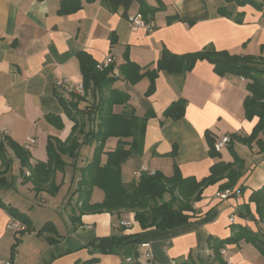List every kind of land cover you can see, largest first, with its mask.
Returning a JSON list of instances; mask_svg holds the SVG:
<instances>
[{
  "label": "crops",
  "instance_id": "obj_1",
  "mask_svg": "<svg viewBox=\"0 0 264 264\" xmlns=\"http://www.w3.org/2000/svg\"><path fill=\"white\" fill-rule=\"evenodd\" d=\"M62 1L0 0V136L8 130L9 139L22 148L29 139L35 140L31 169L21 168L9 147L10 167L1 166L0 160V175L6 180L0 186V200L28 215L35 229L18 235L9 231L13 218L0 207V264H90L93 260L91 264H124L128 256L123 251L103 255L93 245L98 239L122 234L140 235L138 250L149 245L154 254L151 264H211V238H236L221 248L228 264H264L261 251L247 240L251 231L264 235V224L252 221L245 212L248 206L255 213L256 204L250 197L264 188V132L250 144L232 140L216 157L210 155L209 143L211 138L216 143L226 135L248 138L253 133L259 119L246 117L249 80L221 77L207 60L198 61L191 71L180 75H146L157 69L164 50L183 56L212 47L232 55L264 58V6L258 8L243 0H161L162 9L151 21L155 28L148 31L133 29L128 20L139 13L137 3L124 15L122 9L114 10L103 0H81L80 10L63 15L59 13ZM253 1L264 5V0ZM159 5L153 0L150 6ZM82 52L96 65L111 56L119 71L131 67L144 74L132 84L120 73L107 90V94L117 90L129 96L128 103L113 107L114 113L149 116L143 153L127 161H132L133 175L146 170L172 177L177 169L183 178L201 181L215 164L235 163L239 176L234 187L225 190L232 191V196L225 200L217 197L225 193L221 188L229 182L223 178L204 189L191 213L196 219L193 223L165 231L143 230L130 211H81L82 169L92 161L90 157L83 162L81 153L75 159L63 156L65 170L51 178L58 193H37L29 176L38 163H47L49 138L66 142L74 126L59 100L60 96L69 99L70 93L56 83L64 77L74 85L83 82L78 59ZM182 100L186 102L183 117L173 120L165 116L172 104ZM96 103H100L99 94L90 95L88 104L83 105ZM52 115L60 118L63 129L49 121ZM118 142L117 138L108 139L105 152L114 151ZM106 159L104 155V162ZM15 196L22 201H15ZM103 200L104 192L95 187L90 204ZM255 219H259L257 214ZM47 223L53 227L51 232L38 233ZM17 240L20 243L12 259L11 249Z\"/></svg>",
  "mask_w": 264,
  "mask_h": 264
},
{
  "label": "trees",
  "instance_id": "obj_2",
  "mask_svg": "<svg viewBox=\"0 0 264 264\" xmlns=\"http://www.w3.org/2000/svg\"><path fill=\"white\" fill-rule=\"evenodd\" d=\"M103 1L114 10L122 9L124 15L128 13L133 4L137 3L139 4L138 14H141L146 22H151L155 13L162 9L161 0H157L158 5L160 4L158 7L148 5L145 0ZM247 1H251L258 8L264 6L255 3L253 0H243V3ZM81 8V0H63L59 13L63 15L71 14ZM78 59L83 75L85 94L84 96L70 94L69 99L63 96L59 98L66 115L74 123V126L66 142H62L57 138H49L47 163H38L29 176V180L34 184L37 193L46 190L52 195L58 193L59 187L51 181V178L57 171L63 172L65 170L67 163L63 156L68 155L72 159L78 158L82 145L93 143L96 144L93 159L87 167L82 169V179L80 181L79 201L82 203L80 207L82 212L114 214L122 210H128L135 214V220L143 230L154 228L165 231L193 223L196 220L191 213L194 211L195 203L201 200L205 188L218 183L223 178L229 179V182L222 186L223 191L234 187L239 176L234 169L235 163L215 164L211 168L210 175L201 181L194 178H183L176 169V173L172 177H167L162 172L144 173L139 181L134 182L131 186L123 184L122 165L132 157L140 156L143 153L149 116L140 118L134 112L114 113L113 107L115 105L126 104L129 100L127 94L117 90H109L107 94V90L117 79L116 76L112 75L114 66L100 71L97 68L98 64L96 65L89 54L85 52L80 53ZM200 60H207L214 65L215 73L221 77L236 76L249 80L247 86L249 95L244 104L246 117L248 120L258 117L259 121L250 137L244 138L233 134L231 142L234 140L242 144H250L258 137L260 132H264V58H255L250 55H232L227 51L218 52L212 47L183 56H177L164 50L157 63V69L146 73V75L156 77L158 72L172 75L184 74L191 71ZM120 71L132 84L137 83L144 76V74L139 73L138 68L123 67ZM96 94L100 95V103L83 105V103L88 104L90 95L96 97ZM185 108V101L176 102L166 110L165 116L177 120L183 117ZM49 121L59 129L64 128L60 118L56 116H49ZM2 135V138H0L1 166L7 169L10 167L11 159L8 158L7 150L9 147L13 150L21 168L31 169L29 163L31 159L30 151L15 144L7 135ZM110 138L119 139L118 146L112 152H105L106 143ZM209 143L210 155L212 157L218 156L215 141L211 138ZM232 153L236 157L235 159H238L236 153ZM104 155L107 156L105 162L102 159ZM48 183H50L49 188L46 187ZM5 184V178L0 175V186ZM95 187L104 192V200L101 203L91 205L90 200ZM229 192L232 196V191ZM250 202L256 204V211L259 216L258 223L264 224V188L253 192ZM0 207L5 209L13 219L26 226V230L22 234L35 230L28 215L20 212L15 207L6 205L1 200ZM248 209V206H246L245 212ZM248 215L247 212L246 216ZM51 228H53L52 225L47 223L38 233L51 232ZM247 230L244 229V231ZM249 233L251 236L249 235L247 240L253 242L264 256V235L253 233V231ZM140 241L139 234H122L98 239L93 245L95 250L103 255H117L123 251L125 256L137 258L138 247L141 245ZM228 242H236V238L226 240L210 239V248L214 254V260L211 264H228L220 252L221 248ZM19 243L20 241L17 240L11 249L12 259ZM124 264L140 263L124 262ZM180 264L194 263L183 262Z\"/></svg>",
  "mask_w": 264,
  "mask_h": 264
},
{
  "label": "built area",
  "instance_id": "obj_3",
  "mask_svg": "<svg viewBox=\"0 0 264 264\" xmlns=\"http://www.w3.org/2000/svg\"><path fill=\"white\" fill-rule=\"evenodd\" d=\"M128 20H129L130 24L132 25L133 29L143 28V29H146L148 31H153L155 28L153 23L152 22H146L141 14H136L135 16H130L128 18ZM113 65H115V59L111 56H108L97 65V68L100 71H104V70L110 69ZM112 74L114 76L120 75L119 70L116 67L112 70ZM56 87L61 88V89H65L67 92L72 93V94H76L79 96H84V93H85L82 83L74 85L66 77H64L60 81H58L56 83ZM7 134H8V130H5L4 135L6 136ZM2 136L0 138H2ZM230 142H231L230 136H223L217 140V142L215 144V148L217 151H221ZM34 143H35V140L29 139L25 144V149L31 150ZM145 171L146 170H143L141 172H137V173H135V176L140 177L142 175V173ZM230 194H231V192L227 191L225 193L218 194L217 197L222 199V200H225L229 197ZM238 194H240V192H238ZM231 221H233V218L231 219ZM123 225L129 226V223H123ZM7 227H8L9 231L13 232L16 235L22 234V232H24L26 230V226L24 224H22L20 221L15 220V219L10 221ZM148 249H149L148 244L142 245L140 250H138V258L135 260V258L128 257L126 259V262L127 263H134V262L140 263V261L143 260L146 262L145 264H151V262L154 260V254L152 251H150ZM221 255L223 258H227L225 250H221ZM5 264H10V263H5Z\"/></svg>",
  "mask_w": 264,
  "mask_h": 264
},
{
  "label": "rangeland",
  "instance_id": "obj_4",
  "mask_svg": "<svg viewBox=\"0 0 264 264\" xmlns=\"http://www.w3.org/2000/svg\"><path fill=\"white\" fill-rule=\"evenodd\" d=\"M145 1L149 5H152V3H153V0H145ZM256 67L257 68H262V67H258V66H256ZM95 146H96V144H94V143L93 144H88V145H82V147L80 148V151H79V155L81 153L83 162L86 163L87 162V159H89L90 157H92V159H93L94 151H95ZM103 158H104V156H103ZM131 162L132 161H129V162L126 163V165H125L126 168L124 169V173H122V183L125 184V185L126 184H128V185L131 184L132 185L134 182L139 181L138 177H135L132 174L133 165L131 164ZM69 171L72 172V173L74 172L71 169H69ZM63 193H64V188L61 190L60 194H63ZM14 200L17 201V202H19V201L21 202L22 201V198L21 197H18V196H15L14 197ZM20 205H23V203H20ZM124 211H128V210H124ZM247 212L249 213V217L253 219L252 221H255L256 223H258L257 219H255V214H257V211L255 210V213H253L250 209H248Z\"/></svg>",
  "mask_w": 264,
  "mask_h": 264
},
{
  "label": "bare ground",
  "instance_id": "obj_5",
  "mask_svg": "<svg viewBox=\"0 0 264 264\" xmlns=\"http://www.w3.org/2000/svg\"><path fill=\"white\" fill-rule=\"evenodd\" d=\"M113 58H114V57H113ZM113 66H114V65H113ZM119 73H120V72H119ZM112 75H113V74H112ZM119 76H120V75H119ZM119 76H116V77H119ZM79 84H80V83H79ZM82 84H83V82H82ZM68 93H69V92H68ZM70 94H72V93H70ZM84 94H85V93H84ZM78 96H79V95H78ZM7 135H8V134H7ZM226 136H230V135H226ZM230 137H231V136H230ZM229 144H230V143H229ZM24 148H25V146H24ZM32 149H33V147H32ZM32 149H31V150H32ZM26 150H27V149H26ZM31 150H29V151H31ZM218 152H219V151H218ZM141 171H143V170H141ZM141 171H139V172H141ZM135 173H137V172H135ZM144 173H148V172H143L142 175H143ZM150 174H151V173H150ZM142 175H141V176H142ZM134 176H135V174H134ZM141 176L138 177V179H140ZM135 177H136V176H135ZM227 262H228V261H227Z\"/></svg>",
  "mask_w": 264,
  "mask_h": 264
}]
</instances>
